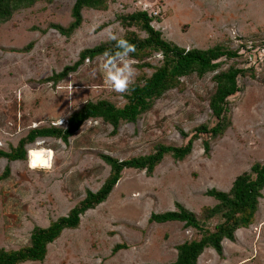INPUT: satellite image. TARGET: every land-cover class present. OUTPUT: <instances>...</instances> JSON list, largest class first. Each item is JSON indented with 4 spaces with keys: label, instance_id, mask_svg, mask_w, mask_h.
Returning <instances> with one entry per match:
<instances>
[{
    "label": "rangeland",
    "instance_id": "374dc122",
    "mask_svg": "<svg viewBox=\"0 0 264 264\" xmlns=\"http://www.w3.org/2000/svg\"><path fill=\"white\" fill-rule=\"evenodd\" d=\"M73 2L37 0L0 22V149L6 152L33 128H65L68 116L87 102L124 105L127 93L118 94L105 83L104 56L84 59L55 84L44 81L73 65L82 49L111 42L109 32L123 36L125 28L116 15L145 10L152 16L150 25L177 46L222 45L240 56L202 77L194 72L180 77L177 87L155 99L135 122L120 121L115 133L102 119H88L66 142L37 137L25 146L24 159L0 158V249L29 245L34 227H47L67 215L87 190L97 191L110 169L102 155L119 160L147 155L158 144H185L199 125L213 126V75L230 65L251 68L237 77L239 91L228 97L229 124L223 133L199 134L183 160L165 155L151 175L124 169L103 202L80 214L76 228L64 229L47 245L42 261L20 263L169 264L176 259L175 247L198 239L200 232L180 221L157 223L150 216L175 210L179 203L213 230L221 218H205L204 207L217 202L206 191H228L237 175L263 162L264 0H108L106 10L83 9L81 25L66 37L51 24L68 26ZM129 30L146 36L137 27ZM133 60L136 81L149 76L162 56L151 52L144 58L153 67L138 68L141 62ZM203 139L208 140L207 152ZM37 141L55 151L50 169L30 165ZM261 194L253 224L238 229L234 242L223 239L220 255L205 248L196 264H264V189ZM116 245L121 247L113 251Z\"/></svg>",
    "mask_w": 264,
    "mask_h": 264
},
{
    "label": "trees",
    "instance_id": "16d2710c",
    "mask_svg": "<svg viewBox=\"0 0 264 264\" xmlns=\"http://www.w3.org/2000/svg\"><path fill=\"white\" fill-rule=\"evenodd\" d=\"M35 1L37 0H0V22L8 20L12 12L18 8L31 6ZM45 1L51 2L52 0ZM107 5L108 0H74L70 10L72 17L70 24L66 27L51 24V28L68 37L81 25V11L83 9L106 10ZM151 17L145 10L116 15L120 25L125 28L122 37L136 46L137 51L131 54L133 59L141 62L136 64V67H153L148 62H144V58L151 55V52H159L162 56L161 64L153 67L154 70L149 76H140L134 82L130 93L125 95L126 102L122 107H115L105 100L96 103L87 102L79 110L68 116L65 128L56 126L33 128L21 137L14 147H10L9 152L0 149V158L24 159L26 157L25 146L32 143L37 137H55L66 142L88 119H102L112 126V132L115 133L120 121L135 122L141 113L151 108L155 99L160 98L169 89L177 87L180 77L193 72L198 77H202L207 72L219 69L224 60L240 56L237 50L231 51L222 45H215L206 49H185L177 46L163 39L161 32L150 25ZM132 26L145 32L146 36L138 37L134 31L129 30ZM28 47L30 46L28 45L25 50ZM115 50V41L82 49L79 52L78 60L73 65L65 66L60 72L53 73L44 81H52L55 84L69 72L74 71L84 59H93L97 56H103L105 51ZM250 70L251 68H236L230 65L226 70H220L213 75L216 85L215 91L209 99V108L216 118V122L211 127L206 124L197 126L185 144L179 146L158 144L152 153L123 160L102 155V160L109 165L110 169L101 187L95 192L87 190L84 198L71 208L67 215L51 221L47 227H34L30 233L29 245L17 250L0 249V264L42 261L47 252V245L57 239L64 229L76 228L79 224L80 214L103 202L124 169H143L148 175H151L165 155H170L176 161L183 160L190 154L192 143L199 138V134L216 137L223 133L229 124L228 118L225 116L228 111V97L239 91L237 77ZM182 136L187 137L188 134L182 133ZM202 146L204 152H207V139L202 140ZM263 189L264 159L262 163L252 164L249 172L237 175L228 191H220L214 188L206 191V195L217 202L211 208L204 207L206 210L205 218L211 219L215 215H219L221 218L213 230L204 227L192 212L179 203H175V210L152 214L150 216L151 221L157 223L180 221L185 226H191L200 232L198 239L185 241L175 247L176 259L169 264H196L197 257L205 248H213L220 255L223 239L234 242L235 232L238 229L247 228L253 224L258 199L261 197ZM120 247L121 245H116L113 251H117Z\"/></svg>",
    "mask_w": 264,
    "mask_h": 264
},
{
    "label": "clouds",
    "instance_id": "9594fccd",
    "mask_svg": "<svg viewBox=\"0 0 264 264\" xmlns=\"http://www.w3.org/2000/svg\"><path fill=\"white\" fill-rule=\"evenodd\" d=\"M108 39L115 41L116 50L103 53L102 71L105 83L118 94L130 93L137 75L131 56L137 51L136 46L115 32H109ZM44 143L45 141H37V147L30 153V165L33 168L50 169L53 166L55 151L44 147Z\"/></svg>",
    "mask_w": 264,
    "mask_h": 264
}]
</instances>
